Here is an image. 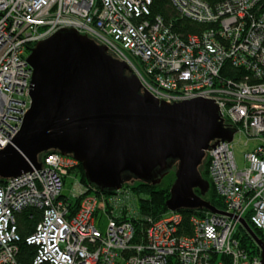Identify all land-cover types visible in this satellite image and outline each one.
<instances>
[{
  "label": "built area",
  "instance_id": "1",
  "mask_svg": "<svg viewBox=\"0 0 264 264\" xmlns=\"http://www.w3.org/2000/svg\"><path fill=\"white\" fill-rule=\"evenodd\" d=\"M169 1L180 17L211 27L183 37L172 21L151 16L153 0H0V149L18 135L29 110L31 49L73 29L127 63L159 101L212 100L234 138L241 133L257 143L245 154L244 169L234 138L216 140L206 151L210 183L226 206L222 211L232 216H192L187 234L181 211L159 219L141 214L137 196L124 187L89 194L73 213L71 198L79 189L66 197L64 188L77 161L45 153L40 169L0 178V264H20L17 215L30 209L42 212L26 238L36 248L33 264H262L261 254L248 251L238 236L239 220L246 218L264 235L262 0H228L216 8L204 0ZM227 61L244 73L238 84L222 82ZM102 217L105 231L98 227ZM132 220L146 225L143 234Z\"/></svg>",
  "mask_w": 264,
  "mask_h": 264
},
{
  "label": "water",
  "instance_id": "2",
  "mask_svg": "<svg viewBox=\"0 0 264 264\" xmlns=\"http://www.w3.org/2000/svg\"><path fill=\"white\" fill-rule=\"evenodd\" d=\"M27 61L30 106L18 135L0 149L1 179L40 169L41 155L52 150L74 158L106 194L129 181L160 185L175 169L169 211L232 216L204 199L210 190L200 172L206 151L216 140L232 142L236 133L225 127L214 101H159L127 63L73 29L38 42ZM239 221L264 264L263 240Z\"/></svg>",
  "mask_w": 264,
  "mask_h": 264
},
{
  "label": "trees",
  "instance_id": "3",
  "mask_svg": "<svg viewBox=\"0 0 264 264\" xmlns=\"http://www.w3.org/2000/svg\"><path fill=\"white\" fill-rule=\"evenodd\" d=\"M206 1L211 7L216 8L218 5L228 1V0H204ZM261 5L264 9V0H262ZM152 17L157 15H162L166 22H171L173 24V28L182 34L183 37H188L189 35L199 34L206 29H209L211 26L209 24H200L194 23L186 18H182L178 15V12L174 9L172 4L169 0H153L152 4ZM241 70L237 67L232 65L230 61H227L222 68L221 71V79L223 83H231V84H238V82L242 81L244 76ZM228 127L229 125H225ZM50 152H57L55 150L49 151ZM201 175L202 177L210 182L209 179V162L205 161L201 166ZM174 172L171 171L170 174ZM74 174L75 180L81 185V187L86 188L79 196L72 199V211L75 213L78 210V207L81 201L88 196L89 194L96 193V194H104L102 193L97 187L91 185L86 176L84 169L80 163H77L72 169L69 171V176ZM67 179V178H66ZM65 179V183H66ZM172 184L164 185L162 182L160 185L153 186L151 184L142 183L139 181H129L124 185V188L132 190V192L138 198V204L141 214L151 216L155 219L161 218L164 214L168 212L167 209V201L170 198V189ZM198 194L200 191L196 190ZM64 197V196H63ZM204 199L210 202L214 207L223 210L226 208L222 198L217 194L214 186L210 183V190L204 197ZM184 215V222H183V229L184 232L189 234L191 233L190 228V218L192 216H199L205 217L209 212L206 210H182L181 211ZM42 218V212L34 209H30L24 211L17 215L18 219V227L19 233L21 236V240L18 243L20 247V252L18 254V261L20 264H33V259L36 254V248L34 246H30L26 242V238L31 235L35 230L37 224L40 222ZM247 222L250 226L255 230L256 234L260 239L264 242V235L263 233L254 228L250 219L246 218ZM136 231L138 234H143L146 225L142 221L132 220ZM240 235V236H239ZM238 236L241 237V242L243 247L248 249L251 253L255 255H260V249L254 242V240L248 235V233L242 228H239Z\"/></svg>",
  "mask_w": 264,
  "mask_h": 264
},
{
  "label": "rangeland",
  "instance_id": "4",
  "mask_svg": "<svg viewBox=\"0 0 264 264\" xmlns=\"http://www.w3.org/2000/svg\"><path fill=\"white\" fill-rule=\"evenodd\" d=\"M232 145H233V150H234L235 159L237 161V164L240 169H244L247 165L246 160H245V154L248 152H251L257 146V143L255 141L248 142L245 136H243L241 133H237L234 138V141L232 142ZM74 176L75 175L72 174L69 177H67L65 188H64V196L66 197H69L72 195L73 189L74 190L79 189V191L75 192V196L73 195L74 197L71 198V201L75 197L79 196L81 192L86 190V188L81 187L78 181L74 179L75 178ZM175 179H176V176H175V171H174L168 176H166L163 179L162 183L166 186L169 184L173 185L175 182ZM107 225H108L107 220L105 219V217H102V221L98 225V227L102 231H105L107 229Z\"/></svg>",
  "mask_w": 264,
  "mask_h": 264
},
{
  "label": "flooded vegetation",
  "instance_id": "5",
  "mask_svg": "<svg viewBox=\"0 0 264 264\" xmlns=\"http://www.w3.org/2000/svg\"><path fill=\"white\" fill-rule=\"evenodd\" d=\"M173 170L175 171V169H173ZM173 170H172V171H173Z\"/></svg>",
  "mask_w": 264,
  "mask_h": 264
}]
</instances>
